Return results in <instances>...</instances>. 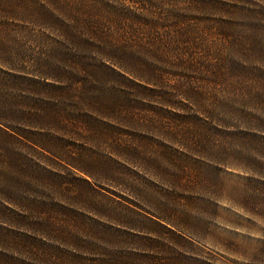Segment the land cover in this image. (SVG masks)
Masks as SVG:
<instances>
[{"label":"rangeland","instance_id":"374dc122","mask_svg":"<svg viewBox=\"0 0 264 264\" xmlns=\"http://www.w3.org/2000/svg\"><path fill=\"white\" fill-rule=\"evenodd\" d=\"M24 1L41 0H0V98L34 111L19 129L45 148L0 136L2 162L10 150L24 162L13 201L0 196V264H264V129L249 123L264 119V0L54 11L103 22L109 51L67 42ZM186 27L182 59L142 51Z\"/></svg>","mask_w":264,"mask_h":264},{"label":"trees","instance_id":"16d2710c","mask_svg":"<svg viewBox=\"0 0 264 264\" xmlns=\"http://www.w3.org/2000/svg\"><path fill=\"white\" fill-rule=\"evenodd\" d=\"M69 2H65V0H41L37 2L36 7H30V4L26 1L22 2L20 7L27 12L31 13L38 19V22L41 25L54 27L58 29L60 34L67 40L74 44L80 49H88V46H95L101 48L104 51L108 48H105V44L110 43V37L106 35L103 28V22L95 18L88 19H74L71 18L69 22L64 19L54 18V11H57L60 14H64L65 11L71 14L70 8L67 4ZM72 7L79 6L74 0L72 1ZM142 9H146V6L142 3ZM77 14V13H74ZM172 17H175L177 21H182L184 18L183 14H171ZM157 16V15H156ZM160 19H155L152 21L153 26L151 28H157L158 24L160 25ZM175 25V23L173 24ZM176 30L175 34L160 36L152 34L148 38H142V51L146 50L149 55L156 59L157 61L164 62L166 61V57L168 55L172 57V52L176 51V53L180 54L179 57L182 59V54L185 55L187 52V44H189V37L191 34V29L189 27ZM158 32V30H156ZM189 36V37H188ZM96 41V43H95ZM1 43V40H0ZM103 44V45H102ZM106 56L109 58L111 54L109 52H105ZM111 59V58H110ZM70 66L75 67L76 64L82 65L80 58H68L66 60ZM70 61V62H69ZM142 62H144V57H142ZM143 69V68H142ZM150 67L147 68V70ZM148 76H142L149 82H158L160 80L161 74L159 70L150 72ZM48 75V74H46ZM217 79L220 76H215ZM264 101V100H263ZM57 109L53 107L51 112H53V118L57 119L58 122L62 121L59 115H55ZM34 111L29 110L26 104H21L20 102H16L15 100H3L0 98V136L8 140L15 139L20 143L29 144L32 146H40L45 148L40 142H36L28 136L27 131L24 129H19V125L21 124H29V118L32 116ZM60 118V120L58 119ZM259 122H249L253 127H258L264 129V119L259 117ZM258 125V126H256ZM2 155H0V159ZM2 162V159L0 160ZM2 162L3 165L0 166V196L6 198L10 201H13V192H12V181L16 178V168L21 167L24 162L21 161L20 156L16 155L14 152H8L5 156V160ZM45 254V253H44ZM36 258L41 259V256L34 253ZM47 255V254H46ZM51 255V254H50ZM55 258L58 257L59 264H93L92 259H88L83 254H54ZM51 258V257H50ZM52 263V262H51Z\"/></svg>","mask_w":264,"mask_h":264}]
</instances>
